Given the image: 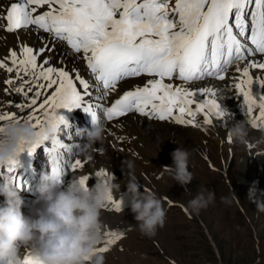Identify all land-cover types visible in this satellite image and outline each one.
Here are the masks:
<instances>
[{
	"label": "snow or ice",
	"instance_id": "6c2138e0",
	"mask_svg": "<svg viewBox=\"0 0 264 264\" xmlns=\"http://www.w3.org/2000/svg\"><path fill=\"white\" fill-rule=\"evenodd\" d=\"M0 28L47 33L51 42H64L79 54L92 76L89 81L75 69L72 75L63 67L48 66L49 58L38 63V57L48 50L46 46L35 51L23 46L19 54L12 50L7 59L0 58V69L15 73L5 83L11 85L18 80L15 91L26 98L32 94L27 105L30 111L24 116L6 112L0 105V127L9 121L31 123L39 138L29 144L27 152L31 155L37 145L46 148L51 171L61 179L68 174L66 170L76 171L85 165L73 158L74 150L66 141L61 142L64 139L43 134L50 124L59 125L60 130L65 124L58 110L83 107L99 123L97 111L119 83L146 76L149 79L143 85H133L110 106L103 104L101 115L112 122L139 113L200 127L197 116L202 114L204 124L211 125L213 116H224L213 98L215 92L207 87L189 90L173 81L224 80L229 66L258 54L264 56V0H12L6 11H0ZM250 69L264 70V62L249 60L247 67L237 69L242 79L235 87L248 113L258 108L251 124L257 128L264 124V95L259 99L253 95ZM93 89L100 93L97 104L85 106L86 99L91 101ZM12 106L24 111L23 105ZM25 145L21 144L18 155L26 151ZM17 165L18 160L10 161L0 175L6 172L22 189L14 175ZM95 176L105 177L107 173L97 170ZM89 179L84 176L80 182L88 187ZM108 203L115 211L121 210L122 201L111 194ZM106 235L107 245L122 238ZM109 250L107 246L96 249L100 253ZM21 264L41 261L29 252Z\"/></svg>",
	"mask_w": 264,
	"mask_h": 264
},
{
	"label": "clouds",
	"instance_id": "9594fccd",
	"mask_svg": "<svg viewBox=\"0 0 264 264\" xmlns=\"http://www.w3.org/2000/svg\"><path fill=\"white\" fill-rule=\"evenodd\" d=\"M224 109V116H229ZM66 126H71L65 118ZM90 129H78L77 134L86 137L85 145L92 147L104 138L105 128L91 118ZM60 127L50 124L43 134L50 139L58 135ZM228 136L234 142L247 146L248 130L244 121L232 124ZM38 132L31 123L10 121L0 127V167L12 160H18L21 144H32L38 140ZM264 140V138H262ZM191 152L178 147L172 153V166L164 169L181 184L187 185L193 178L188 171ZM124 163V162H123ZM133 169L131 161L126 162ZM0 195L4 202L0 205V262L21 264L20 248H29L39 258L41 264H105V257L96 251L104 239L102 210L109 196L120 190V184L113 178L98 179L91 188L85 187L80 178H72L66 187L52 171H42L35 192L37 199L31 215L22 212L24 204L21 189L9 176H2ZM132 196L131 211L136 226L142 235L152 237L158 228L165 224L166 211L161 199L154 191H140V184L134 174H130L125 185ZM264 191L258 188V181L252 182L248 199L256 203L257 209L264 212ZM215 200V192L206 188L199 190L186 207L199 214ZM225 203L238 200L234 191L231 198L221 197ZM142 258H145L142 255Z\"/></svg>",
	"mask_w": 264,
	"mask_h": 264
},
{
	"label": "rangeland",
	"instance_id": "374dc122",
	"mask_svg": "<svg viewBox=\"0 0 264 264\" xmlns=\"http://www.w3.org/2000/svg\"><path fill=\"white\" fill-rule=\"evenodd\" d=\"M207 135L218 140L220 148L212 145V149L201 156L191 152V161L200 160L190 163L188 170L192 168L190 172L196 180L191 181L196 190L214 191L215 200L199 214L192 213L186 205L194 198L193 193L187 192L184 185L153 161V168L147 172L145 180L138 182L141 189V186L149 187L161 199L166 211L164 227L158 228L152 237L144 236L136 226L130 206L112 214L106 211L109 214L107 218L101 216L102 224L114 226V222H122V228L116 227L115 233L123 235L114 245H107L110 250L106 255L103 253L105 264H264V212L248 199L252 182L258 181V188L264 191V152L250 163L249 152L243 144L233 141L238 152L235 153L229 141L221 142L219 134L207 132ZM261 141L256 150L264 144ZM90 154L93 159L92 166L87 168L88 182L94 184L98 166H106L107 162L116 183L120 184V190L115 193L125 191L127 171L109 167L110 154L107 152ZM232 191L238 200L223 202L221 197L231 198Z\"/></svg>",
	"mask_w": 264,
	"mask_h": 264
},
{
	"label": "bare ground",
	"instance_id": "6f19581e",
	"mask_svg": "<svg viewBox=\"0 0 264 264\" xmlns=\"http://www.w3.org/2000/svg\"><path fill=\"white\" fill-rule=\"evenodd\" d=\"M42 36L36 35L35 33L28 31L20 32L17 34V36H15L14 34H5L2 31V29H0V58L7 59L8 55L12 50H16L19 54V51L23 46H30L34 49V51L40 49L42 41L45 38V36H43L44 38ZM50 46L51 45L48 44L46 46L48 50H46L42 55L38 57V63H40L45 58H49L50 64L48 66H55L57 68L63 67L65 70L69 71V73L72 75H75L73 71L75 69L82 76V70H83L82 67H78L80 66V64L77 63L74 58L70 57L62 46L57 45L56 46L57 48ZM8 63H10V61H8ZM249 72L254 77H261V76L264 77V72H259L257 70L252 71L251 69L249 70ZM5 74H8L6 70L0 69V105L3 106L4 111L13 112L14 110L10 108V105L14 104V102L12 101L11 95H9L10 93L8 92V86L5 83V81L8 79V76ZM231 74L232 75L234 74L233 71L231 72ZM179 86L187 87L189 90H198L205 87L210 88L215 92V96L213 98L216 99L217 102L221 105V109L224 111V109L226 108L229 111L228 108L229 101L225 99L227 94H225V92L222 91L220 84L218 83L213 85H209L206 83H200L198 85L179 84ZM208 98H209L208 96L203 97V99H208ZM229 113L230 115L227 117L213 116L211 125L204 124L202 114L198 115L197 123L201 125L200 127L187 125V124H178V123L174 125L175 122L169 120L153 122V121H147L143 118H137L135 116H131V117L127 116L125 118L124 124L126 125L128 135L126 134L125 137L126 139L131 138L130 143L122 142L120 145H117L110 140L111 138L109 139L106 137L105 141L103 140L99 141L95 144V146L97 148L101 147L100 148L101 152L103 151L105 153L107 152L110 154V157L108 156V160L110 161L109 167H113V168L117 167L126 170L129 175L134 174L137 180L142 182L145 180L148 174L147 172L148 171L150 172L152 170L151 168H153V164L157 165L158 168H163L165 166H169V167L172 166L173 164L172 153L178 147L188 149L190 152H196L198 153V155L200 154V156L211 150L212 145H214V148L217 147L219 149L220 147L218 140L212 139V137L210 138L207 135V132H214L219 134L222 139L221 142L229 141V143H231L232 150L235 153H238L236 149L237 148L236 145H234V142L231 139V137L228 136V129L232 126V124H235L237 122H242L243 120L233 116L232 112L229 111ZM262 138H263L262 135L259 136L254 132L248 131L249 143L248 146L245 145L244 146L245 148H247L249 152L248 159L250 160V163L255 162L259 158L258 157L259 152H264V144H262L259 147V149L256 150ZM84 158H85L84 161L86 162L84 164L85 166L82 168V175L89 176L90 173L88 174L87 168L92 166L91 159H93V154L84 153ZM199 160L200 158L191 161L190 158L189 165L193 161H194L193 163H196L199 162ZM128 161H131L134 164V168L131 170L128 169L126 166V162ZM153 161L155 162L153 163ZM97 162L99 161L97 160ZM105 165L106 166L104 165L98 166V170H104L107 173V176L97 177V179L94 181V184L97 182L98 179H102V178L107 179L111 177L114 178L113 180L115 181V176H113L111 171L108 169V163L106 162ZM262 169H264V167ZM190 170L188 171L190 172ZM193 179H195L194 176L192 180ZM147 182L149 183L150 180H148ZM184 186L187 192L193 193L194 197L198 194V190H196L195 188L196 186H194V182L190 181L187 185ZM108 214L109 213L102 210L101 216H105L107 218ZM122 224H123L122 222H119L118 224L114 222L113 224L114 226H108L103 224L104 239L102 242L106 243L108 239L106 233H113L121 236L120 233H115V229L116 227L122 228Z\"/></svg>",
	"mask_w": 264,
	"mask_h": 264
}]
</instances>
